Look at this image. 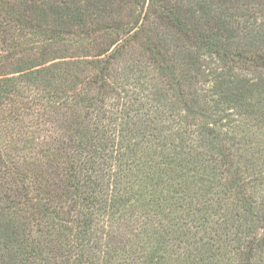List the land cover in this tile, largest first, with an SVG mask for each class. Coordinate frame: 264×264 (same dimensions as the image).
Returning <instances> with one entry per match:
<instances>
[{
  "label": "trees",
  "instance_id": "obj_1",
  "mask_svg": "<svg viewBox=\"0 0 264 264\" xmlns=\"http://www.w3.org/2000/svg\"><path fill=\"white\" fill-rule=\"evenodd\" d=\"M0 264H264V0H0Z\"/></svg>",
  "mask_w": 264,
  "mask_h": 264
}]
</instances>
